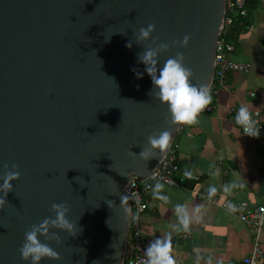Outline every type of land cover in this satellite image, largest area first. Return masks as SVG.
I'll return each instance as SVG.
<instances>
[{
  "label": "water",
  "instance_id": "water-1",
  "mask_svg": "<svg viewBox=\"0 0 264 264\" xmlns=\"http://www.w3.org/2000/svg\"><path fill=\"white\" fill-rule=\"evenodd\" d=\"M226 2L0 0V264H125V188L209 94Z\"/></svg>",
  "mask_w": 264,
  "mask_h": 264
},
{
  "label": "crops",
  "instance_id": "crops-1",
  "mask_svg": "<svg viewBox=\"0 0 264 264\" xmlns=\"http://www.w3.org/2000/svg\"><path fill=\"white\" fill-rule=\"evenodd\" d=\"M249 1L247 28L238 33L232 58L250 70L231 74L210 103L201 99L185 108L188 124L176 138L178 176L194 179L160 185L146 196L141 223L150 264H244L252 255L254 232L222 207L228 199L264 203V159L235 119L238 112L261 111L264 120V0ZM208 104L215 109L209 112ZM261 247L264 252V230Z\"/></svg>",
  "mask_w": 264,
  "mask_h": 264
},
{
  "label": "built area",
  "instance_id": "built-area-1",
  "mask_svg": "<svg viewBox=\"0 0 264 264\" xmlns=\"http://www.w3.org/2000/svg\"><path fill=\"white\" fill-rule=\"evenodd\" d=\"M249 2V0H227L226 2L225 24L217 43L215 78L209 94L202 98L207 103H210V96L217 87L225 86L228 83L231 74L248 72L251 68L250 64L240 63L232 58V54L236 51L232 35L236 31L240 32L247 28ZM214 109L213 104H208L207 110L209 112ZM235 119L240 123L242 133L254 140L257 150L264 159V120L261 111H255L252 114L238 112L235 114ZM187 124L188 122L183 118L181 130ZM174 142L149 179L142 181L138 177L132 176L125 188V194L131 203L129 240L125 264H150L148 247L141 223L143 215L148 210L146 196L160 185L181 187L187 180L194 179L190 176H178L181 168L178 159V147L176 144L174 145ZM262 182L264 184V165ZM200 197L204 200H211L206 195L200 194ZM222 207L230 214L237 216L242 223L254 232L253 252L250 257L244 260V264H258V262L264 260V252L261 247L264 230V203L251 207L247 202H233L228 199ZM181 237L187 240L192 239L189 232H183Z\"/></svg>",
  "mask_w": 264,
  "mask_h": 264
},
{
  "label": "trees",
  "instance_id": "trees-1",
  "mask_svg": "<svg viewBox=\"0 0 264 264\" xmlns=\"http://www.w3.org/2000/svg\"><path fill=\"white\" fill-rule=\"evenodd\" d=\"M249 5H250V2H249ZM238 33H239V31H236V32H234L233 33V35H232V39L235 41L236 40V38H237V36H238ZM213 95V94H212ZM203 97H197V98H195L192 102H190L187 106H189V105H191L192 103H194V102H196V101H198V100H201ZM186 106V107H187ZM185 107V108H186ZM176 144V140H175V142H174V145ZM174 145H173V147H174Z\"/></svg>",
  "mask_w": 264,
  "mask_h": 264
}]
</instances>
